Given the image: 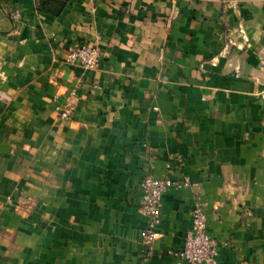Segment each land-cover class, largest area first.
I'll use <instances>...</instances> for the list:
<instances>
[{
	"label": "crops",
	"instance_id": "1",
	"mask_svg": "<svg viewBox=\"0 0 264 264\" xmlns=\"http://www.w3.org/2000/svg\"><path fill=\"white\" fill-rule=\"evenodd\" d=\"M63 1L0 0V264H182L196 205L221 264H264V0ZM147 175L189 181L149 251Z\"/></svg>",
	"mask_w": 264,
	"mask_h": 264
},
{
	"label": "built area",
	"instance_id": "2",
	"mask_svg": "<svg viewBox=\"0 0 264 264\" xmlns=\"http://www.w3.org/2000/svg\"><path fill=\"white\" fill-rule=\"evenodd\" d=\"M13 19L18 14H13ZM99 38L93 43L76 44L65 55L64 63L68 66L91 71L98 67L102 52L99 47ZM56 112L59 119L67 121L72 116V109L68 103L57 105ZM189 186L184 179L180 183L173 182L168 176L160 179L151 175L145 176L139 184L141 195V211L148 219V227L142 236L145 250H150L152 243L158 238L156 228L160 224L162 196L168 188L177 189ZM219 243L207 230V218L203 208L196 205L191 211V227L184 238L183 248L180 251L170 252L182 264H221L218 254Z\"/></svg>",
	"mask_w": 264,
	"mask_h": 264
},
{
	"label": "trees",
	"instance_id": "3",
	"mask_svg": "<svg viewBox=\"0 0 264 264\" xmlns=\"http://www.w3.org/2000/svg\"><path fill=\"white\" fill-rule=\"evenodd\" d=\"M57 2H58V4L56 5L57 8H55V6L53 8H55V10L58 9L57 11H59L60 8L62 7V5L64 4V1L63 0H57ZM50 4H52L51 0H39L38 9L40 11H44V12H48V13H54L55 10L48 7Z\"/></svg>",
	"mask_w": 264,
	"mask_h": 264
}]
</instances>
